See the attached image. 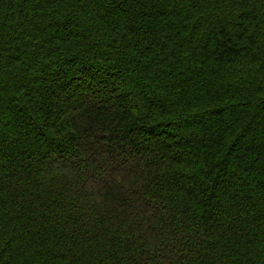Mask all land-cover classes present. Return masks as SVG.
Wrapping results in <instances>:
<instances>
[{"label": "trees", "instance_id": "obj_1", "mask_svg": "<svg viewBox=\"0 0 264 264\" xmlns=\"http://www.w3.org/2000/svg\"><path fill=\"white\" fill-rule=\"evenodd\" d=\"M0 264H264V0H0Z\"/></svg>", "mask_w": 264, "mask_h": 264}, {"label": "bare ground", "instance_id": "obj_2", "mask_svg": "<svg viewBox=\"0 0 264 264\" xmlns=\"http://www.w3.org/2000/svg\"><path fill=\"white\" fill-rule=\"evenodd\" d=\"M178 31V30H177ZM83 70V69H82Z\"/></svg>", "mask_w": 264, "mask_h": 264}]
</instances>
